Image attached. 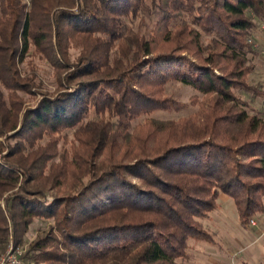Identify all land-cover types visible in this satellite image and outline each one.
I'll return each instance as SVG.
<instances>
[{"label":"trees","instance_id":"16d2710c","mask_svg":"<svg viewBox=\"0 0 264 264\" xmlns=\"http://www.w3.org/2000/svg\"><path fill=\"white\" fill-rule=\"evenodd\" d=\"M262 25L264 0H0V251L42 219L35 264H183L215 242L203 221L221 194L243 227L264 216V119L237 93L264 97L249 83ZM32 55L57 90L26 107ZM170 82L206 103L134 125L190 106Z\"/></svg>","mask_w":264,"mask_h":264},{"label":"rangeland","instance_id":"374dc122","mask_svg":"<svg viewBox=\"0 0 264 264\" xmlns=\"http://www.w3.org/2000/svg\"><path fill=\"white\" fill-rule=\"evenodd\" d=\"M28 2V0H26ZM252 42L260 51V56L255 61L256 69L249 76V83L258 87L264 92V25L254 34ZM80 56V49L72 48L70 50V60L75 63ZM31 64L30 67L28 64ZM32 66V67H31ZM34 67L38 76L37 82H42V88H33V94L23 95L26 102V107H33L41 99V95L37 93H46L53 96L56 94L57 84L54 77V70L43 59L37 55L29 57L20 68L23 76L26 72H30ZM238 95L246 102L249 107L248 111L251 114L260 116L264 119V97H254L252 94L238 91ZM166 94L175 98L182 103H188L190 106L181 112H157L148 117L141 118L137 123H143L146 118H153L158 121H177L182 118H187L192 114L200 111L206 99L203 95L194 91L192 88L185 86L179 82H170L166 86ZM197 97V103L193 105V98ZM0 141L6 144V139ZM75 142V137L72 131L67 132V137L60 141L59 149L62 153L65 149H69L71 143ZM56 192L49 194V201H52ZM218 203L220 209L211 214L209 220L203 221L204 228L209 231L214 238L217 246L205 242L191 241L189 261L183 264H218L213 256L215 253L223 252L228 260L227 264H264V216L254 217L256 226L243 227L239 220V215L235 207L233 199L221 194ZM53 221L35 219L26 234L24 241L20 247L29 252L34 241L49 231ZM6 252V251H5ZM5 252L0 251V256ZM226 252V253H225Z\"/></svg>","mask_w":264,"mask_h":264},{"label":"built area","instance_id":"2783aa9c","mask_svg":"<svg viewBox=\"0 0 264 264\" xmlns=\"http://www.w3.org/2000/svg\"><path fill=\"white\" fill-rule=\"evenodd\" d=\"M251 226H256L254 219L250 220ZM26 250L22 247H16L11 241L6 252L0 256V264H35L25 259Z\"/></svg>","mask_w":264,"mask_h":264},{"label":"crops","instance_id":"0c3cea01","mask_svg":"<svg viewBox=\"0 0 264 264\" xmlns=\"http://www.w3.org/2000/svg\"><path fill=\"white\" fill-rule=\"evenodd\" d=\"M217 243L218 242H214L213 243V245H215V246H217ZM224 247H223V252H221V255H220V253H218V251H217V253H215L213 256H215L214 257V260L218 263V264H227V259L225 258V254H224ZM226 253V252H225Z\"/></svg>","mask_w":264,"mask_h":264}]
</instances>
